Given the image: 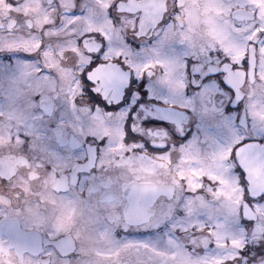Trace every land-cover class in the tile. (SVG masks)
<instances>
[{"label":"flooded vegetation","instance_id":"af4514ba","mask_svg":"<svg viewBox=\"0 0 264 264\" xmlns=\"http://www.w3.org/2000/svg\"><path fill=\"white\" fill-rule=\"evenodd\" d=\"M111 2L0 0V69L15 65L11 74L0 73V93L8 97L15 94L10 103L11 109L4 113L9 118L5 119L0 109V224L6 226L12 223L16 226L11 231L6 227L0 229V264H159L160 257L155 248H133L124 242V233H117V226H123V189L147 188L154 196L173 197L166 211L160 207L155 209L156 214L163 218L186 195L181 177L186 178L187 186L195 190L200 187L198 177L214 174V178H219L226 171L216 157L202 156L201 149L195 143L179 149L197 136H200V143L205 144V136L196 122L184 118L190 105L183 102L182 96L176 100L178 106L174 114H158L155 111L165 108V105L158 95L159 85H153L148 75L140 79L133 72L131 80L134 83H126L119 98L110 97L105 101L101 96V111L95 114L89 112L90 106L95 109L97 105L95 102L89 105L87 93L82 96L80 87L91 88L92 85H84L83 80L81 85L75 83L77 69H83L85 75L89 71L85 49L91 52L101 45L108 51V47L107 41L98 33L91 36H85L84 33L106 32L110 38L109 56L122 50L117 47L120 39L123 41L127 37L134 40V45L126 47L140 54L133 58L134 66L140 68L155 62L153 38L165 29V25L161 24L148 31L147 35L141 33L138 38L132 32L120 37L122 28L130 25H122L117 19L113 21L117 25L114 29L107 21L104 10ZM119 2L116 0V3ZM167 2L169 13L165 15V20L172 14L173 0ZM152 3L154 13L163 11L165 0H152ZM181 3L185 5L181 23L188 25L193 42L203 49L205 44L211 43L209 37L217 39L208 25H212L216 33L222 30L214 23L213 15H210L217 14L219 10L212 0H181ZM74 6L77 7L75 14L85 9L86 15L79 18L69 16ZM261 6L264 7V4ZM109 14L120 16L115 9H110ZM39 17L42 20H37ZM136 27L139 29V23ZM180 35L184 33H180L179 29H169L166 33L169 39H176ZM77 39L81 45L85 39L94 40H88L78 47ZM229 49L236 58L243 54V47L229 46ZM234 49H237L236 53ZM25 53L35 54L36 61L26 59ZM97 54L93 53V59ZM174 61L177 67L171 63L168 71L172 77L171 88L179 94L185 81L182 64ZM38 65L50 69L51 74L38 72ZM259 66L264 68V59L260 60ZM215 71V65H209L202 74L208 78L210 86L199 94L202 105L200 111L211 117L215 109L221 107L231 117L228 118L230 132L234 134L231 119L244 131L243 104L236 103L234 93L229 94L226 89L220 88L211 75ZM111 75L110 71L97 72L93 78H108ZM201 78L197 77L193 82L189 76L192 92L196 91L192 84L199 85ZM227 79L240 95H264V71L258 74L255 85L246 81L242 71H229ZM219 92L224 94L220 96ZM37 93L41 95L39 104L33 101ZM215 95L216 100L213 99ZM1 105L0 99V108ZM246 105V110L255 111L257 115L262 110L248 100ZM17 108L20 113L13 118L10 110ZM38 108H43L49 114L59 112L64 123L55 135L45 133L48 121H42L36 115ZM108 110L116 116L102 112ZM70 116L77 119L72 121ZM52 118L50 115L48 120ZM247 123L250 125V119ZM259 123L257 120L254 126ZM202 127L205 125L202 124ZM66 128L73 129L74 134L69 135ZM123 130L129 143L138 145L147 141L149 148L153 142L163 143L167 145V148L162 149L164 151L172 150L175 145L177 151L183 153V159L177 162L174 152L173 163L169 164L167 155L157 156L138 146L133 149L131 144L126 148L121 142ZM149 130L152 131L150 135L147 134ZM85 136H107L108 146L99 154L88 149L76 155L75 149L84 143ZM132 136L136 137L134 141ZM205 151L210 152V146L205 145ZM85 156L89 157L87 163H84ZM93 162L99 169L96 176L88 178L87 183H77L75 174L91 168ZM249 168L253 191H264V171L251 167V164ZM226 195L229 199L221 207L213 205L214 198L206 199L205 196L197 195L194 200L198 206L208 208L213 216L225 215L226 223L218 231L221 235L238 239L244 233L235 228L232 215L235 204L239 202L234 180ZM188 203L192 204L193 198L190 197ZM245 211L248 215L259 214L264 219V212L259 209L256 213ZM262 231L264 227L258 223L256 234L250 239L254 242ZM129 235L145 239L153 236L154 231L141 230Z\"/></svg>","mask_w":264,"mask_h":264},{"label":"snow or ice","instance_id":"6c2138e0","mask_svg":"<svg viewBox=\"0 0 264 264\" xmlns=\"http://www.w3.org/2000/svg\"><path fill=\"white\" fill-rule=\"evenodd\" d=\"M212 3L219 11L217 14L210 13V15H213L214 23L222 29L223 35L220 39L209 37L211 43L205 44L201 49L193 42L188 25L181 23L185 7L181 0H173L172 14L167 20L164 19L165 15L169 13L167 0H165L163 11L159 13H154L152 0H143V3L141 0H120L119 3L112 0L104 10L107 21L111 23L114 29L117 25L113 21L117 19L122 25H130V27L122 28L120 37L124 36L126 32H132L138 38L141 33L147 35L148 31H152L161 24L165 25L164 31L157 33L153 38L155 40L153 45L156 53L155 62L147 63L140 68L134 66L135 61L133 60L140 54L134 52L131 47H126V45H134V40L127 37L123 41L120 39L117 42V47L122 50L109 56L110 38L106 32L84 33L85 36L98 33L107 41L108 47V51H105L101 45L95 51L90 52L85 49L84 54L88 57L86 65L89 71L85 75L83 69L80 70L79 67L77 69L78 77L75 79V83L81 85V80H83L84 85H92L91 88L80 87L82 96L87 93L89 105L93 102L97 105L95 109L89 107L90 113L95 114L97 111H101L99 107L101 96L105 101L109 100L110 97L119 98L126 83H134L131 80L133 72L140 79H143L144 75H148L153 80V85H159L158 95L165 105V108L155 111L158 114H174V109L178 106L176 100L178 96H182L183 102L190 105L187 107L188 112L184 118L188 119L189 122H196L200 126L202 135L205 136V144H201L200 136H197L187 141L186 144H182L179 149L190 143H195L201 149L202 156L216 157L226 169L224 175L219 178H214V174L198 177L200 187L195 190L190 189L187 186L186 178L181 177L186 195L181 197L176 206L172 207L170 214L163 218L156 214L155 209L160 207L162 211H166V206L171 203L173 197L154 196L151 190L147 188L123 189V226H117V233H124V242L133 248L145 250L155 248L160 257L159 264H264V231L256 236L254 242L250 239L256 234L258 223L264 227V219L259 214L248 215L245 211L256 213L259 209L264 212V191H253L249 168V164H251V167H258L264 171V95H249L248 97L240 95L227 79L229 71H242L246 81L255 85L258 74L264 71V68L259 66L260 60L264 59V7L257 3V0H212ZM76 8L74 6L68 15L73 18L86 15L85 9H80V13L75 14ZM110 9H115L120 16H111L109 14ZM138 23L139 29L136 27ZM202 27L207 26L202 25ZM169 29H179V32L184 33V35H180L176 39H169L166 36ZM88 40L94 39H85L82 45L77 39V46H83ZM229 45L243 47V54L236 58L230 51ZM93 53H98L94 59ZM25 54L26 59L32 62L36 61L37 56L35 54ZM174 60L182 64L185 81L182 93L179 94L171 88L172 77L168 71L169 65ZM209 65L216 67V71L211 75L215 77L220 88L226 89L229 94L234 93L236 103L243 104L245 112L244 131H241L232 119L231 125L234 134L229 133L219 123L231 118L221 107L216 108L215 114L211 117L200 111L202 105L198 99L199 94L204 88L210 86L208 78L203 77L202 74ZM14 68L15 65H9L7 69H0V73L11 74ZM37 71L45 75L51 74L50 69L40 65L37 66ZM105 71H110L112 75L108 78H93L94 73ZM157 71L159 72L158 77ZM189 76L193 82L197 77H202L199 85L192 84L196 90L195 93L189 88ZM241 87L243 88V85ZM223 94V92L218 93L220 96ZM216 98L215 95L213 99L216 100ZM40 100L41 95L37 93L33 97V101L39 104ZM246 100L251 101L254 107L262 109L259 115L255 111L246 110ZM230 110L229 108L228 111ZM102 112L109 116H116L111 110ZM36 115L42 121H48L45 133L49 135H55L58 128L64 123L63 119L59 117L58 111L49 114L43 108H38ZM50 115L53 118L48 120ZM249 119L250 125L247 123ZM257 120L260 123L258 126H254ZM202 124L205 127H202ZM65 131L69 135L74 134L71 128H66ZM133 131H135V125H133ZM180 131L183 132V129L181 128ZM151 133L152 131L149 130L147 134L150 135ZM126 135L124 132L121 140L126 148L131 144L133 149L138 146L140 149L157 156L167 155L169 164L173 163L172 155L174 152L177 162L183 159V153L177 151L175 145L172 146V150L164 151L162 149L167 148L166 144L153 142L149 148L147 141L138 145L135 142H127ZM131 139L134 141L136 137L132 136ZM166 139L167 136L165 135ZM249 139L250 142H248ZM108 143L107 136L99 138L85 136L84 143L75 149V154L79 155L88 149L99 154L108 146ZM205 145L210 146V152L205 151ZM88 160L89 157L85 156L84 163H87ZM98 171L99 169L93 162L91 168L75 174L76 182L84 181L87 183L88 178L96 176ZM233 180L238 189L239 202L235 204V211L232 215L235 220V228L244 233L238 239L230 235H221L218 231V228L226 223L225 215L216 214L213 216L208 208L198 206L194 200L197 195L205 196L206 199L214 198L213 205L221 207L229 199L226 192ZM190 197L193 198L192 204L188 203ZM5 227L11 231L16 226L12 223L6 226L0 224V229ZM141 230H152L154 235L145 239L129 235Z\"/></svg>","mask_w":264,"mask_h":264},{"label":"rangeland","instance_id":"374dc122","mask_svg":"<svg viewBox=\"0 0 264 264\" xmlns=\"http://www.w3.org/2000/svg\"><path fill=\"white\" fill-rule=\"evenodd\" d=\"M259 1L260 2L257 1V3L264 4V2L262 0H259ZM37 12L38 11L35 12V16L36 17L38 15ZM37 20H42V19L39 17ZM208 27H209V30L215 34V37H217V39H220L222 37V35H223L222 30L219 31V33H216V32H214V27L212 25L209 24ZM71 30H73V29H71ZM195 45L197 46L198 44H195ZM229 46H231V45H229ZM234 52L236 53L237 52V49H234ZM172 64L174 65V67H177V62L173 61ZM14 98H15V94L12 97H8L7 94L5 95L4 93H0V99L2 100V105H1V108L0 109H1V113L3 114V116L5 115L4 113H7L6 112L7 110L11 109L10 108V103L12 102V100ZM19 113H20V110L18 108L17 109H14V110H10V114L12 115L13 118H14L15 115L16 116L19 115ZM4 118L7 119V118H9V116H4ZM75 119H77V117L75 118V117L70 116V120L73 121ZM229 123H230L229 119H225V120H222V123L221 124H222V126L224 128H226L228 130L229 133H231L230 132V129H229V126H230Z\"/></svg>","mask_w":264,"mask_h":264}]
</instances>
